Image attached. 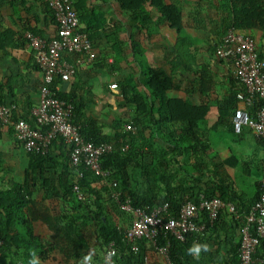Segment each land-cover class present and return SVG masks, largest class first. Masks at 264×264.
<instances>
[{
	"label": "trees",
	"instance_id": "1",
	"mask_svg": "<svg viewBox=\"0 0 264 264\" xmlns=\"http://www.w3.org/2000/svg\"><path fill=\"white\" fill-rule=\"evenodd\" d=\"M25 1L26 5L31 2ZM35 1L38 6L45 7L56 25L57 35L58 22L50 7L51 0ZM73 2L81 22L80 32L88 35L93 46L99 36L107 39V56L111 54L114 58L110 67L118 72L122 107L132 111L128 123L135 131H124L125 121L116 122L115 127L120 126V129L114 136H106L97 121L84 118L81 122L84 104L77 100L76 94L64 95L58 84L66 81L57 77L53 89L60 99L75 105L74 122L81 127L85 140L96 146L109 144L113 147L112 152L101 158L102 170L106 173L103 176L84 165L74 166L68 146L70 157L63 164L65 170L57 183L55 177L45 178L46 168H54L58 163L51 153L56 141L61 140L64 144L65 141L62 138L54 140L45 153L29 152L17 138L14 128L0 122V126L8 127L14 133L17 142L28 153L32 167L23 183L13 176L10 178V173L0 166V237L3 240L0 264H29L33 252L41 264H148L150 253L160 254L165 264H242V229L252 208L264 197V158L235 155L224 163L217 161L218 156L213 155L201 124H206L208 131H215L218 126L213 127L214 123L222 125L223 119L218 121L216 110L208 104L195 106L169 95L180 90V86L174 75L160 66L157 45L152 40L171 36L185 40V22L189 19L191 27L197 26L211 33L207 42L210 53L224 64L233 63L219 55L230 30L253 39L256 35L264 44V0ZM16 5L17 2H13V6ZM108 6H112L110 10ZM123 16H128L129 21L127 44L122 39L123 29L127 31L121 20ZM28 32L40 36L36 29ZM257 50L264 59V51L261 52L258 45ZM131 57L134 65L142 68L140 75L129 61ZM179 57H183L180 52ZM65 59L69 61L67 56ZM85 61L94 63L88 62L87 57ZM205 68L200 70L198 82L202 91L209 88L213 78ZM229 81L232 89L225 100V116L232 117V121L227 128L233 137L239 138L243 133H236L233 118L239 105L243 104L238 95H248V92L233 72ZM243 105V109L256 117L264 109V99L256 97L252 105ZM29 118H20L16 110L13 114L14 121L25 119L33 123V117ZM43 129L45 133L47 128ZM256 139L264 148V139ZM232 163L236 166H230ZM41 192L44 200L45 197L61 198L67 202V208L51 214L36 201ZM118 193L119 200L116 198ZM203 197L219 199L226 207L214 221L203 212L196 223L204 228L190 233L185 241L165 229H160L155 240L142 238L131 243L127 238L126 232L133 226L136 216L123 209L126 201L129 200L135 210L153 211L168 205L169 214L165 219H179L188 202L200 204ZM230 206L240 214L238 219L230 212ZM251 227L252 231H257L256 223ZM197 243L206 244L208 248L202 249L199 258H194L188 254V249ZM112 245L116 255L113 263H109L106 256ZM226 246H229L228 251L222 254ZM162 249H168L167 255L161 252ZM254 259L256 264H264V237L259 239Z\"/></svg>",
	"mask_w": 264,
	"mask_h": 264
},
{
	"label": "crops",
	"instance_id": "2",
	"mask_svg": "<svg viewBox=\"0 0 264 264\" xmlns=\"http://www.w3.org/2000/svg\"><path fill=\"white\" fill-rule=\"evenodd\" d=\"M174 1L167 0L168 3ZM13 2H17V5L13 6ZM26 4L25 0H0V102L15 106L20 118L30 117L29 119H32L31 111L39 104L43 76L35 53L25 39V33L36 29L41 37L50 39L56 35L57 28L44 6H38L35 0ZM111 7L107 8L110 10ZM121 20L124 26H127V31L123 29L122 35V39L127 44L128 16H123ZM189 21L188 19L185 22V40L179 41V37L176 36H171L169 39L152 40L157 45L156 53L160 66L173 74L180 86V90L171 92L169 95L173 98L184 99L195 106L208 104L216 110L217 120L223 119L222 125L214 123L213 127L218 126V130L215 128V131H208L206 124H201L205 138L210 141L213 155L218 156L217 161L224 163L233 157L230 153L233 148L230 145L252 147L258 155L261 152L264 153V148L258 144L252 130H244L239 138L233 137L229 132L227 125H231L232 117L227 114L225 116V100L232 89L229 80L232 72L234 73L233 63L224 64L212 55L207 43L212 37L211 33L197 26L191 27ZM106 46L107 39L99 36L96 44L94 43L97 58L93 64L85 63V58L82 56H67L69 62L81 61L82 63L78 65L76 75L68 82H59L58 88L64 95L76 94L77 100L84 104L85 110L83 116L80 117L81 122L84 118L95 120L103 126V133L106 136H114L116 130L120 129V126L115 127L116 122L125 121L123 127L124 131L127 130L132 111L122 107L120 88H111V85L118 84V72L110 67L114 63V58L111 54L107 56L109 53ZM179 52L183 57H179ZM129 61L140 75L142 68L134 65L132 57ZM123 66L126 67L124 63ZM203 68L213 75L209 88L204 91L198 84L201 76L200 70ZM239 107L244 108V105L240 104ZM56 142L51 153L58 163L54 168H46L45 178L55 177L53 179L58 183L65 170L63 164L70 157V149L61 140ZM0 166L3 167L4 172L6 170L10 173V178L13 176L16 181L23 183L27 171L32 168L28 153L17 142L14 133L4 126H0ZM230 166L236 165L232 163ZM36 201L51 214L67 208V202H63L61 198L45 197L44 200L43 192L38 195ZM68 206L71 208L72 204ZM228 248L229 246H226L222 249V254H225ZM147 262L148 264H165L164 258L158 253H150Z\"/></svg>",
	"mask_w": 264,
	"mask_h": 264
},
{
	"label": "built area",
	"instance_id": "3",
	"mask_svg": "<svg viewBox=\"0 0 264 264\" xmlns=\"http://www.w3.org/2000/svg\"><path fill=\"white\" fill-rule=\"evenodd\" d=\"M50 7L58 22L57 35L48 40L32 32L25 33L43 76L39 104L31 111L33 123L25 119L14 121L15 106L10 104H0V122L14 128L17 138L29 152L45 153L54 140L62 138L71 149V160L74 166L84 165L93 172L106 176L102 170L101 158L112 152L113 147L109 144L96 146L86 141L81 127L74 122L75 105L60 99L53 89L57 77H61L66 82L70 81L76 74L78 65L82 63L81 61L69 62L65 59L66 56L82 55L87 57L88 62H94L97 54L88 35L79 30L81 22L73 0H51ZM219 55L223 59L233 61L234 75L247 89L248 95H238V99L243 104L252 105L256 97L264 99V59L260 58L255 39L242 32L230 30L219 49ZM117 87L116 84L111 85L112 89ZM233 125L237 134L250 129L257 138L264 139V109L260 110L256 117H252L243 108L238 109L233 118ZM43 128H47L45 133ZM126 129L133 130V127L128 125ZM76 191L80 193L78 187ZM79 197L81 198V195ZM116 198L119 200V193L116 194ZM122 207L136 216L133 226L126 232L129 241L135 243L142 238L155 240L160 229H165L177 239L185 241L190 233L204 228L196 223V219L203 212L214 221L226 204L219 199L208 200L203 197L200 204L188 202L179 219L173 217L165 219V215L169 214L168 205L153 211L135 210L128 200ZM229 210L232 214H236V219L240 217L234 206H230ZM254 223L257 224L256 232L252 231L251 227ZM242 236L243 242L240 250L242 264H256L257 260L254 259V255L259 239L264 237V197L255 204L246 217ZM2 244L3 240L0 237V246ZM161 252L167 255L168 249H162ZM115 255L116 249L112 245L106 256L107 262L113 263ZM88 264L95 263L89 262Z\"/></svg>",
	"mask_w": 264,
	"mask_h": 264
},
{
	"label": "rangeland",
	"instance_id": "4",
	"mask_svg": "<svg viewBox=\"0 0 264 264\" xmlns=\"http://www.w3.org/2000/svg\"><path fill=\"white\" fill-rule=\"evenodd\" d=\"M168 1H172V0H168ZM176 1V0H175ZM181 4H183L184 5V3L182 2V1H179ZM185 6H187V5H185ZM185 11H187V10H185ZM198 23V22H197ZM205 23V22H204ZM199 24V23H198ZM254 38H255V40H256V42H257V45H258V49L262 52V51H264L263 49H264V44H263V41L259 38V37H257L256 35L255 36H253ZM232 148H233V151H232V149H231V154H233V156H235V155H238V156H240V158H248L250 155H252V156H256L258 159H260V160H263V158H264V153H260V155H258L255 151V149H253L252 147L251 148H249V147H247V146H235V145H230ZM254 156V157H255ZM231 158H233V157H231ZM239 159V158H238ZM240 160V159H239Z\"/></svg>",
	"mask_w": 264,
	"mask_h": 264
},
{
	"label": "clouds",
	"instance_id": "5",
	"mask_svg": "<svg viewBox=\"0 0 264 264\" xmlns=\"http://www.w3.org/2000/svg\"><path fill=\"white\" fill-rule=\"evenodd\" d=\"M207 248L208 245L197 243L188 249V254L192 255L194 258H199L202 249L206 251ZM29 264H41V261L35 252L32 253Z\"/></svg>",
	"mask_w": 264,
	"mask_h": 264
}]
</instances>
